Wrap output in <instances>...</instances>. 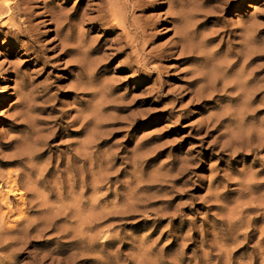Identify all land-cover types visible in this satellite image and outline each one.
<instances>
[{"label":"rangeland","instance_id":"rangeland-1","mask_svg":"<svg viewBox=\"0 0 264 264\" xmlns=\"http://www.w3.org/2000/svg\"><path fill=\"white\" fill-rule=\"evenodd\" d=\"M112 1L0 0V264L67 263L65 232L80 264H264V0ZM180 28L208 60L171 56Z\"/></svg>","mask_w":264,"mask_h":264},{"label":"bare ground","instance_id":"bare-ground-1","mask_svg":"<svg viewBox=\"0 0 264 264\" xmlns=\"http://www.w3.org/2000/svg\"><path fill=\"white\" fill-rule=\"evenodd\" d=\"M114 1V0H113ZM112 1V2H113ZM124 1V0H123ZM132 1V5H131V8H132V11L133 10H136V9H139V8H141L142 7V4H141V1L140 0H131ZM230 1V0H229ZM178 2V1H177ZM180 2V1H179ZM183 2V1H182ZM225 2V1H224ZM111 3V2H110ZM117 3H118V1H117ZM116 3V4H117ZM131 3V2H130ZM173 3V2H172ZM171 3V4H172ZM219 3H220V1H219ZM112 4V3H111ZM115 4V5H116ZM156 4V3H155ZM170 4V5H171ZM175 4V3H174ZM227 4V3H226ZM164 6H166V3H162V4H160L159 6H158V8H163ZM125 7V5H122L121 7H119L118 6V8L117 9H115V6H110L109 7V16L111 17L110 18V20H108L109 22H114V24L116 23H118L119 21V23L117 24V25H119V26H121L122 25V27H125V26H127V19L128 18H126V13H125V9H123ZM153 7V6H152ZM176 7V6H175ZM128 8V7H127ZM144 8H146V7H144ZM168 8V7H167ZM184 8V7H183ZM178 9H179V7H178ZM10 10V8L8 7V9H7V12ZM172 10H173V6H172ZM180 10V9H179ZM138 11V10H137ZM143 11V10H142ZM181 11V10H180ZM180 14V13H179ZM204 14V13H203ZM107 15H108V13H107ZM107 15H106V17H107ZM165 15L166 16H168L170 19H171V21L172 20H174V19H176V13L174 14V13H172L171 12V10H170V8L167 10V12L165 13ZM181 15V14H180ZM206 15V14H205ZM108 16V17H109ZM178 16V15H177ZM105 17V15L103 14V18ZM165 17V16H164ZM167 18V17H166ZM180 18V17H179ZM183 18V17H182ZM163 19H165V18H163ZM169 19V20H170ZM181 19V18H180ZM177 20H178V17H177ZM183 20V19H182ZM118 21V22H117ZM170 21V22H171ZM180 21V20H179ZM186 21V20H185ZM174 22V21H173ZM184 22V21H183ZM203 22V21H202ZM182 23V22H181ZM184 23H186V22H184ZM184 23H182V25L184 24ZM171 24H175V23H171ZM155 26H156V23L155 22H152V21H148V20H145V21H143V23L141 24V25H136V24H132V25H129V27L130 28H132V30H134V31H136L137 33H139L140 34V38L141 39H147V37L149 36L148 34H147V32H151V30L153 29V28H155ZM184 26V25H183ZM183 26H182V28H183ZM111 27V26H110ZM185 27V26H184ZM112 28V27H111ZM182 28H180L181 30H182ZM188 29V28H187ZM187 29L185 30V31H187ZM175 30V29H174ZM176 31V30H175ZM185 31L184 30H182V31H180V30H178V31H176V33H174V35L176 34V37H175V39H176V42H175V44L173 45V47L171 48L173 51H171L172 53H171V56H174V55H176V56H178L179 58H181V59H183V60H198V59H206V60H208V58H206L205 57V54H203L202 52H200L199 50H198V52L197 51H195L194 50V46L192 45V46H190V45H188V41H187V36L185 35ZM188 31H189V29H188ZM189 33V32H188ZM187 35H189V34H187ZM67 39V38H66ZM190 39V38H189ZM141 43V42H140ZM145 45H146V43H145ZM202 45V44H201ZM193 47V48H192ZM123 49V47H119V48H116L115 49V52L118 54V53H121V50ZM94 50V49H93ZM93 50H91V51H93ZM101 50V49H100ZM201 50V49H200ZM97 51V50H96ZM99 51V50H98ZM144 51V50H143ZM202 51V50H201ZM250 51V50H249ZM213 52V51H212ZM206 53V52H205ZM209 53V52H208ZM91 54V53H90ZM168 54V53H167ZM169 54H170V52H169ZM212 54V53H211ZM249 54V53H248ZM204 55V56H203ZM253 55V54H252ZM251 55V56H252ZM209 56H210V54H209ZM233 56H235V55H233ZM243 56V55H242ZM251 56H249L250 58H251ZM162 57V56H161ZM168 57V56H167ZM106 58V57H105ZM158 58V57H157ZM156 58V59H157ZM238 58V57H237ZM154 59V58H153ZM252 59V58H251ZM230 60H232V58L230 59ZM230 60H228L229 62H230ZM250 60V59H249ZM249 60H247V61H249ZM227 61V62H228ZM233 62L235 61V59L234 60H232ZM246 62V60H244L243 59V63H245ZM254 61V60H253ZM225 62V61H224ZM235 62H237V61H235ZM242 63V62H241ZM242 63V64H243ZM251 63H252V61H251ZM254 63V62H253ZM225 64V63H224ZM246 64V63H245ZM249 63H247V65H248ZM225 65H227V64H225ZM224 65V66H225ZM229 65V64H228ZM235 65V64H234ZM78 67H81V66H79V64H78ZM214 67V66H213ZM228 67V66H227ZM231 67V66H230ZM229 67V68H230ZM220 68H221V66H220ZM222 69V68H221ZM220 70V69H219ZM216 72V70H214L213 69V72ZM224 71H226V70H224ZM230 71V70H229ZM215 72H214V74H215ZM253 72V71H252ZM206 73V72H205ZM212 73V72H211ZM225 73V72H224ZM84 74V73H83ZM208 74H210V73H207V75ZM85 75V74H84ZM204 75H206V74H202V73H200V75H196L195 74V76H197L193 81H192V83L193 82H197V81H202V82H207L208 80V82H210V80H212V82H211V85H212V83L213 84H219L220 83V81H218V78H217V73H216V77H211V79H210V77H208L209 79H207V78H205V76ZM206 75V76H207ZM253 75H254V73H253ZM252 75V76H253ZM248 77H251L249 74H248V76H246V78H248ZM205 79H207V80H205ZM191 80V79H190ZM239 80V79H238ZM237 80V81H238ZM253 80V79H252ZM236 81V82H237ZM242 81V80H241ZM244 81H245V86L246 85H248V84H250L251 83V79H249V80H245V78H244ZM227 82V81H226ZM236 82H234V84L236 83ZM191 83V84H192ZM242 83V82H241ZM204 84V83H203ZM210 84V83H209ZM232 84V83H231ZM233 84V85H234ZM192 85H194V84H192ZM213 86V85H212ZM228 86H230V84L228 85V83L226 84V83H221V85H220V91H222L221 93H223V92H225V91H227V90H229V89H235V90H241V88H242V85H234V87L232 86V87H228ZM212 88V87H211ZM253 90L255 89L254 87H251ZM203 89H204V87H203ZM242 89H244V91H245V88L243 87ZM250 89V88H249ZM200 90V89H199ZM214 90H216V88L214 89ZM247 90V89H246ZM253 90H249L250 91V93H251V91L253 92ZM233 91V90H232ZM238 91V92H239ZM244 91H241L242 93L244 92ZM248 91V90H247ZM248 91V92H249ZM209 92H212L211 90L209 91ZM238 92H236V93H238ZM246 93V94H249V93ZM232 93V92H231ZM200 94V93H199ZM241 94V93H240ZM245 94V93H244ZM254 94V93H253ZM216 95H217V93H216ZM224 95V94H223ZM235 95H237V94H235ZM204 96V95H203ZM209 96H211V95H209ZM247 97H249V95H246ZM255 96V95H254ZM230 97V96H229ZM237 97V96H236ZM251 97H253V95L251 96ZM251 97H250V99H251ZM202 98V97H201ZM228 98V97H227ZM235 100V99H234ZM239 100V99H238ZM243 104V103H242ZM86 145V144H85ZM79 155V154H78ZM74 157V156H73ZM77 157V156H76ZM85 157V156H84ZM75 159V158H74ZM63 163V162H62ZM89 164V163H88ZM89 166V165H88ZM59 168V167H58ZM55 170H57V167L56 168H54ZM1 175V174H0ZM2 180V179H1ZM5 181H3V184H0V193H2V190L3 189H5L4 190V196H5V198L7 199V198H15L16 196H18V190L15 188V186L13 187V186H10V185H8L7 183H4ZM27 182V181H26ZM2 183V182H1ZM31 183V182H30ZM38 183H40V181H36V184H38ZM27 184H29V183H26V185ZM14 185H16V184H14ZM31 184H29V186H30ZM25 186V185H24ZM28 186V185H27ZM26 186V187H27ZM34 186H35V184H34ZM39 187V186H38ZM31 188V187H30ZM19 189V188H18ZM33 189V188H32ZM32 189H25V191H28L29 193H33V195H35L34 194V192L32 191ZM20 190V189H19ZM37 193V192H36ZM19 194H20V196H19V201H20V203H21V205L22 206H24L25 205V199L23 198L24 196H25V193H21V191L19 192ZM31 195V194H30ZM39 196H40V194H39ZM39 196H35L34 198L35 199H37V201L39 200L38 198H39ZM59 196H60V194H59ZM38 197V198H37ZM41 197V196H40ZM2 198V197H1ZM17 198V197H16ZM44 198H45V195H44ZM44 198H40L41 200L42 199H44ZM49 199V198H48ZM47 199V200H48ZM2 201V200H1ZM3 201H4V199H3ZM44 202H45V200H43ZM42 201V202H43ZM40 202V201H39ZM40 204V203H39ZM43 204V203H42ZM28 205H29V207L30 208H35V207H37L38 206V203L36 202V200L34 201H31V202H29L28 203ZM45 205V204H44ZM44 205H41V206H44ZM21 206V207H22ZM44 209H45V207H44ZM44 209H41V207L40 206H38L37 207V209H35L33 212H37V213H39L40 215L41 214H43L44 213ZM46 210H48V209H46ZM8 211L12 214V212H14V211H16L17 212V222H16V224L18 225L21 221L20 220H25V222H28L27 221V219H26V217H25V215H24V213H23V211H24V207L23 208H20V206H16V209L13 211L12 210V207H11V205L8 207ZM7 211V212H8ZM53 212V211H52ZM44 218H46V217H44ZM49 218V217H48ZM47 218V219H48ZM45 221H46V219H45ZM89 222V221H88ZM22 223V222H21ZM46 223V222H45ZM39 226V227H38ZM35 227L37 228L38 227V229L39 230H37V233L39 234V235H41L43 232H45V230H51L52 229V227H51V225H47V224H44V222H43V224L42 223H40L39 221L37 222V223H34V224H31V223H29L23 230H19V231H17L18 233L17 234H19V235H22V233H26L27 232V230H33V229H35ZM91 227V226H90ZM92 228H93V226H92ZM90 230V229H89ZM75 233H76V231H75ZM79 233V232H78ZM78 235H80V234H78ZM60 236H62V237H65V238H70L68 241H66L67 243H62V244H70V245H75L76 247H75V249L76 250H80V249H85V251L84 252H82V253H75V254H72L71 255V257H70V261L69 262H67V263H64V264H80V263H85V262H87V259H85V257L87 256V254H85V253H87V252H90V249H91V244H90V242H91V240H90V238L89 239H85V238H81V239H79L78 237L79 236H77V235H70L68 232H65V233H63V234H60ZM67 240V239H66ZM16 245L18 244V242H16L15 243ZM57 244V243H56ZM58 244H61V243H58ZM10 245V244H9ZM6 247H8V246H6ZM74 249V248H73ZM89 249V250H88ZM2 250V249H1ZM51 254H58V255H63L64 254V251L61 249V247H59V246H57V248H55V249H53L52 251H51ZM11 256V254H8V256L7 257H5V258H9ZM4 258V259H5ZM4 259H2V262L4 261ZM52 260V263H53V261H56V259L55 260H53V259H51ZM51 263V264H52ZM57 264H63V262H61V261H57Z\"/></svg>","mask_w":264,"mask_h":264}]
</instances>
